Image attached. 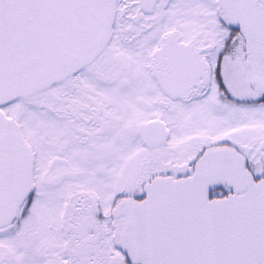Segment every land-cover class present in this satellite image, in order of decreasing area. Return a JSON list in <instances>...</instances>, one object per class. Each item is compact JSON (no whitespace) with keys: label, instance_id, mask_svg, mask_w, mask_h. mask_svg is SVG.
<instances>
[{"label":"snow or ice","instance_id":"6c2138e0","mask_svg":"<svg viewBox=\"0 0 264 264\" xmlns=\"http://www.w3.org/2000/svg\"><path fill=\"white\" fill-rule=\"evenodd\" d=\"M0 264H264V0H0Z\"/></svg>","mask_w":264,"mask_h":264}]
</instances>
